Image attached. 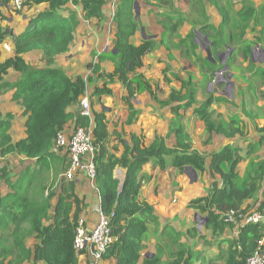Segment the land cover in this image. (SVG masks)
<instances>
[{
    "label": "trees",
    "instance_id": "16d2710c",
    "mask_svg": "<svg viewBox=\"0 0 264 264\" xmlns=\"http://www.w3.org/2000/svg\"><path fill=\"white\" fill-rule=\"evenodd\" d=\"M69 1L80 3L84 18L87 20L100 19L107 2V0H27L21 10L29 18V22L23 30L12 33L0 25V45L7 35L12 37L13 42V51L0 61V93L13 91L11 99L21 105L22 115L26 116V135L12 142L9 129L14 114L0 111V156L22 155L34 159V164L39 166L38 168L26 166L14 180L10 178L5 165L0 168V178L9 188L6 193L0 192V264H19L30 259L45 264H79V255L73 248V240L82 201L75 193L71 180L60 182V190L57 189L56 192L48 190L41 178L40 168L42 166L49 169L50 161L58 158L54 136L68 121H73L74 125L90 127L92 130L96 148L93 158L97 171L95 183L100 193L102 212L108 217L115 237L102 260L113 261V264H138L142 250L150 241L148 225L151 222L159 223V216L153 205L138 196L142 166L152 162L162 169L167 164H172L180 171L186 166H191L200 173L207 170L205 156L192 149L191 137L182 127L179 111L193 107V112L204 121L206 129L210 132L232 136L240 131L239 128L231 127L226 131L221 123L214 124L210 120L211 102L224 101L226 97L218 96L213 99L209 96L196 106V90L190 86V80L184 82L174 73L175 79L181 82V89H185V92L173 89L170 94L171 102L167 103L174 115L170 133H174L176 137L175 147H167L164 137L160 135H155L152 142L145 145L141 136L131 133L129 142L123 140L120 135L117 136L119 144L115 149L116 152L118 149L122 151L116 155L115 149L107 147L108 119L103 109L99 111L92 109L90 115L81 111L74 113L68 109L79 101L87 86L92 84V79L83 75L70 77L60 66L54 65L57 55L69 51L78 24V17L74 11H69L66 16L62 13L69 10ZM136 1L145 2L150 11L151 7L159 5L150 0H115L112 20L116 26V38L111 51L99 54L98 58L99 61L111 60L114 63V70L105 73L101 71L99 61L92 64V71L102 81L101 85L93 86V96L102 97L111 93L110 85L115 77L122 81L126 88L128 104L135 94L150 90L149 81L141 74H137L136 69L142 65V56L154 49V42L147 39L139 45H134L130 41L139 25L134 11ZM159 1L167 8L173 7V0ZM207 1L209 5L219 9L221 22L217 27L206 22L202 29L212 43L213 59L208 56L196 58L213 71L219 60L217 57L219 49L236 43L237 47L242 49L244 59L248 60L246 69L263 81L264 65L256 66L250 58V52L255 42L264 46V4L255 7L251 1H243L241 7L235 10L231 0H223L222 4L219 0ZM10 2L11 0H0V15L1 9L11 12ZM201 4L202 15L206 17L205 4L203 1ZM168 14H164L166 18ZM182 18L180 14L175 23H162L164 31L161 43L168 47L169 37L175 36L179 39L175 43V49L188 45L195 54L198 44L195 41L194 28L185 37L174 34L177 27L175 25L181 22ZM253 21L260 26V30L255 40L250 41L245 36L247 28ZM33 50L41 51L44 66H33L24 60L23 54ZM233 61V58H229L226 65L230 66ZM10 72H15L16 75L12 76ZM136 114V111L131 110L126 123H131ZM246 114L250 116L247 112ZM233 125L234 122L230 121L229 126ZM262 130L263 133L264 126ZM258 137L255 148L264 150V135ZM240 160L239 148L229 144L222 150L212 153L208 168L213 178L215 174L220 176L222 184L218 186L214 181L207 188L205 195L191 200L187 205L188 208L208 218L202 226L210 229L214 237L221 236L228 227L229 223L224 221V213L234 210L237 215L236 222L231 223L237 225V237L226 238L223 241L227 243L226 250H220L217 257L208 259L205 264H245L246 257L258 247L259 240L264 235V227L260 223L243 222L244 216L251 210L249 208L264 207V201L256 202L257 191L264 179V159L259 155L249 157L242 176L236 171ZM222 165L225 166V170ZM117 167L125 170L121 189L120 181L115 176ZM65 168L63 166L62 170ZM54 196L56 203L53 213H50ZM248 201L253 203L250 205ZM46 219L51 221L44 225ZM201 229L193 226L182 231L171 223H165L155 239L154 249L141 258V264H193L192 259L199 257L200 252L194 250L186 239L205 240ZM28 237L35 238L33 246H27ZM261 246L264 250V243ZM6 259L8 260L5 261Z\"/></svg>",
    "mask_w": 264,
    "mask_h": 264
},
{
    "label": "rangeland",
    "instance_id": "374dc122",
    "mask_svg": "<svg viewBox=\"0 0 264 264\" xmlns=\"http://www.w3.org/2000/svg\"><path fill=\"white\" fill-rule=\"evenodd\" d=\"M155 4H159L157 6H153L152 8H154V10H158L161 9L163 11L164 14H168V18H159L160 23L162 24L163 22H167L168 24H172L175 23L178 16L181 14L182 20L181 22H179L177 25V27H175L176 32H174V34H180V36L184 37L191 29L194 28L195 32V40L197 41V44L199 46H201L202 49H196L195 50V57L193 56H189L190 51H189V47L188 45H182L181 47H179V49H177L179 51V54H177V56L174 58L173 62L171 63V60H166V62H164L163 64V69L160 70L159 75L161 77L162 75V80L163 82H161V80H158L156 77V79L154 78H145L144 79L148 80L150 83V90L148 89V91L144 92L146 95V98L143 97V95L137 97V94H135L133 97H131V99L133 100V102L130 104H128L126 101V99L123 97L118 96L115 93V90L113 88H115L116 86H119L118 89H116V91L119 92L120 89L123 88L124 84L122 83V81L119 80V83L114 84V82L110 85V88L112 90L111 93L107 94L106 97V102L108 105L115 103L116 101H123L126 102L125 104H127L128 106V110H133L136 111L137 114L135 115V118L133 119V121H137V125L139 124L140 126L142 125H147L148 127L154 129L153 132V139L155 137V135H160L164 137V142L165 145L169 148H173L175 147L172 146L170 144V141L168 140V138L170 137V135L172 133H170V125L172 123V121L174 120V115H171L172 112L170 111V109L168 108L169 105H167V103H170V94L171 91L173 89L175 90H180L181 89V82L178 79H175V77L173 76V74H177L181 79L184 80V82H188L190 80L191 84L190 86H193V89L196 90V97H195V105H199L201 104L203 101H205L209 96H212V98H216L218 96H223L226 97L228 99V101H216L213 100V102H211V105L209 106V112H210V120L213 121L214 124H222L226 131L230 130L231 128H239L240 131L239 132H235L234 134H232V136H228L226 139L228 141V144L231 146H235L237 148H239V154L240 151L244 150L243 155L241 156V159H246V157H250L252 155L253 150H255V142H252V135L255 132L256 135L258 134H262V127L264 126H260L259 123L256 122L255 119H250V117H246L247 114H250V116L257 114V116H255V118H257L258 122H261V120H264V80L261 81V79L258 76H254L252 73H250L247 69H246V62L241 59V55L239 53H237V55H235L234 51H231L229 54L227 53V49L225 50H221L220 53H223V56L221 59L218 60V62H216V66L215 69L213 71H211L208 67H205L196 57H203L206 56V52L204 50L206 45H210L209 41H206L202 35H204L205 33L202 32V29H204V25L206 24V22L208 23H214L217 24L219 21V13L216 12V10L214 9V7H210L208 4L207 0H173V7H166L163 6L162 3H160L159 0H152ZM204 2L205 4V11H206V17L202 15V4L201 2ZM223 0H219V3L222 4ZM109 4V9L110 12L112 11L113 8V4L111 0H107V2ZM112 6V7H111ZM137 6H139L140 8V2H138ZM11 7V13H9V15L7 13V9L4 11L3 9H1V15H0V25H2L4 28L6 27V29H8L9 32H11V30H13V28L15 29V27L17 26L14 22V18H20L22 16L23 13H21L22 10H16L13 9L12 6ZM108 10V8H107ZM109 11V10H108ZM140 14V13H139ZM3 16V17H1ZM230 28V26H228ZM76 28V27H75ZM189 28V30H188ZM253 31L252 33L255 31V27H253ZM206 32V30H203ZM203 34H202V33ZM76 33V31H75ZM251 37H254L255 35L251 34ZM206 36V35H204ZM152 39V38H151ZM149 39V40H151ZM175 36L174 37H169L168 39V50H169V54L173 53V50H175V42L174 41ZM254 39V38H253ZM209 40V39H208ZM188 42V41H187ZM155 47H156V43L154 42ZM161 45L158 44L157 47ZM234 45H237L236 43H234ZM87 46H91V43L89 42L87 44ZM261 48H264L262 45L257 46L254 45L252 47L253 54H252V60L255 63L256 66L258 65H264V52L261 51ZM1 50H4L2 47L0 48V53L2 52ZM175 50V51H177ZM191 50V49H190ZM6 51V50H5ZM9 53V52H8ZM167 54V55H166ZM95 54L93 52L90 53V59H86V61H81L79 63H73L71 64L69 63H65L67 59L66 55L64 54H60L57 55L55 57V66H60L66 73H68V75L70 77H75L77 75H84L85 77H90L92 79L93 82V78L96 75L93 71H92V60H93V56ZM160 57L166 58L168 56V53H165L164 55H161L159 53ZM143 57V56H142ZM189 57V58H188ZM235 57V58H234ZM23 58L25 61L29 62L30 64H32L33 66H44L45 62L42 59V53L39 50H33V51H29L27 53L23 54ZM229 58H233V62L231 63L232 66H228V70L224 71L223 74L225 75L224 77L220 75V69L221 67H223V65H225L227 63V60ZM98 58H96L97 60ZM213 59V57H212ZM75 60V59H74ZM186 62V63H185ZM184 63V64H183ZM143 64V62H142ZM234 65V66H233ZM107 65H105L106 67ZM236 67V68H235ZM238 68V69H237ZM229 70L231 71V75H228L227 72H229ZM77 72H80L78 74H76ZM236 72V73H234ZM105 73H109V72H105ZM87 74V75H86ZM10 75L14 76L16 75L15 72H10ZM130 76H132V73L130 74ZM106 78V77H104ZM251 80L253 81V84H251V86H255L256 90L255 93L252 94L250 90L245 89L247 86V82H251ZM115 81V80H114ZM163 83V84H162ZM100 85L102 84V81H100L99 83ZM125 88V87H124ZM182 92H185V89L182 88L181 89ZM86 97L87 101L89 103L90 106V110H92L93 107V103L94 100L97 99L96 96L92 95V90H91V86L88 85L86 90L84 91V93L81 95V97L79 98V101L73 105L75 107V110L81 111L79 108V104H80V100L82 97ZM94 97V98H93ZM137 98V99H136ZM130 99V100H131ZM134 99L135 103L137 100H141L144 104L143 109H140L137 105L134 106ZM104 106L105 105V99H103V101H101ZM124 104V103H123ZM131 105V107L129 108V106ZM72 107V106H71ZM111 107V106H109ZM113 107V106H112ZM106 108V107H104ZM193 109V107H192ZM182 111L184 110H180L179 113L181 114V124H182V119L184 117ZM236 113H239L241 115H243L244 117H246L247 119V129L245 128L244 125V120L240 119L239 121L237 120H231L234 122L235 125L233 126H229V120L228 118L230 116H232V118L237 119L238 117L236 116ZM112 113L110 116V119L112 120L110 125H109V135L107 137V147L110 148L111 150L115 149L116 146H118V140H117V136L120 135L121 138H123V140L129 142V136H130V132L131 131H125L124 127L122 126H118V123L116 125H114V120L115 118L113 117ZM197 120H200L201 124L204 125V131L203 132H207L208 137L205 136L204 138V133H201V139L204 142L210 143L214 140V144H218L216 150L218 148H220L218 151L222 150L223 147L225 145H223L222 143H220L219 139L215 138L216 136H220V135H224L222 133H217L215 131H208L205 127V123L202 119H200L199 116H197ZM221 119V121H220ZM197 122V121H196ZM241 122H243V124L241 125ZM144 125V126H145ZM244 125V126H243ZM117 126L119 128V130L117 129ZM164 127L166 126L167 128V133L165 135H161L160 132L158 131V133L156 132V130H158V128L160 127ZM184 126V125H183ZM182 126V127H183ZM243 126V127H242ZM116 127V130H118V132L116 133L113 129ZM121 127V128H120ZM201 127H200V131H201ZM72 130V127L69 131ZM196 130V129H195ZM130 133V134H129ZM139 135V134H138ZM264 135V134H263ZM139 136H141L143 139L145 138V136L141 133ZM232 137V138H230ZM197 138V137H196ZM215 138V139H214ZM227 145V144H226ZM192 146V143H191ZM193 147V146H192ZM215 148V146L213 147ZM194 149V148H192ZM196 150V149H194ZM116 151V149H115ZM198 151V150H197ZM218 151H213V152H203V153H199L205 156V164H206V160L209 158L211 161V154L214 152H218ZM118 153V152H116ZM261 153V152H259ZM57 154L58 158L61 160V162H59V160L56 158L55 160L50 161V165H49V169H46L44 167H40L42 172H41V178L45 181L46 186L48 188V190H56L58 189L60 182L64 181V179L62 178V171H64L65 169L62 170V167L67 166V157L65 155V153L62 150H57ZM10 155L13 154H9L6 157H3L4 159H2L3 162L6 161V164L9 165L11 164L12 166L15 165H20V162L22 163V161L20 160H13L11 157H9ZM63 163V165H62ZM5 165V167L7 168L8 166ZM23 167V166H22ZM39 166L34 165V168H38ZM188 166L184 167L181 171H179V173H186V177L187 180H191L192 182H196V181H200L202 180V178L204 176L207 175L206 171H204L203 173H200V171L194 169L196 171V178H195V173L193 172V175H191V173H187L190 172V170H192L190 168V170L187 169ZM117 172L116 175L119 177V179H122L124 176V172L120 167H117ZM9 173V172H8ZM61 173V174H60ZM9 176L13 177V172L9 174ZM67 181V180H65ZM179 187H181L180 185H178ZM142 189H143V183H141V188L139 190V195L140 197H144V195L142 194ZM178 188L176 187V190ZM150 190V189H149ZM148 189H146L143 192L148 193L149 192ZM206 190V189H203ZM141 192V195H140ZM207 190L205 191L206 194ZM204 194V195H205ZM175 196V197H174ZM139 197V198H140ZM177 196L175 194L172 195L171 201L175 200V203L177 202L176 198ZM199 197V196H198ZM145 198V197H144ZM197 198V197H196ZM141 199V198H140ZM195 199V198H194ZM193 200V199H192ZM264 201V200H262ZM253 202H249V204L251 205ZM55 205V201L52 202V208ZM257 205V203H256ZM253 210L255 209L254 207L249 208V210ZM248 210V211H249ZM171 212V210H170ZM180 212V211H178ZM183 213L180 214V217L176 218L181 220V218L183 217L182 215ZM171 215L173 214H169L168 215V219L167 220H159L158 224H154V223H150L147 227L149 236H150V241H148L146 243L145 248L142 250L143 254H148V251H152L154 249V242L155 239H157V237L159 236V232L161 230V228L163 227V225L165 223H170V221L175 222V218L174 216L172 217ZM50 216V215H49ZM49 221V219L45 220V224H47ZM44 224V225H45ZM197 221H193L192 217H191V221L189 223V225L187 226V228L183 231H186L190 228H192L193 226L197 227ZM202 232H203V236L204 239H200L199 238H195V239H186L187 242L190 243V245L193 247L194 250H197L200 252L199 257H195L193 259L194 263L199 264V262H201L204 258H215L217 257L218 253L220 252V250H226L227 248V243L223 242L226 238H232L235 239L237 237V225H232L231 223L228 224V227L226 229V231L219 237H214V235H212L210 233V231L208 229H203V226L201 227ZM206 230H208V232H206ZM32 239L31 238H27L26 243L27 246H31L32 245ZM1 246V245H0ZM104 262H106L104 260ZM29 263L28 260H24L22 262H20L19 264H27ZM30 264V263H29Z\"/></svg>",
    "mask_w": 264,
    "mask_h": 264
},
{
    "label": "crops",
    "instance_id": "0c3cea01",
    "mask_svg": "<svg viewBox=\"0 0 264 264\" xmlns=\"http://www.w3.org/2000/svg\"><path fill=\"white\" fill-rule=\"evenodd\" d=\"M111 1L113 4L112 11L110 12L109 4L106 3L102 9V13H103L102 17L98 20H95V19L87 20V19H85L84 15H83L84 12L82 11L80 3L75 4L72 1H69V3H68V7H69L68 9L69 10L63 11L62 13L66 16V15H68L69 11H74L78 17V24L76 25V28H75L76 33H75L73 42L70 45V49L67 53L64 54V55H66L67 59H69V60H66L65 63L70 62L71 64H73L75 62L79 63L81 61L82 62L86 61V59L87 60L90 59V53L91 52H93L95 54L93 56V60H92L93 61L92 63H94L96 61H99L98 59L96 60V58H99V54H104V53L111 51V48L113 47L114 39L116 38V36H115L116 26L112 20L114 10H115V0H111ZM150 1H152V0H150ZM231 1L234 4L235 10H238L241 7V2H243V1H251L255 7H259L260 5L264 4V0H231ZM137 4H138V1H137ZM209 6L214 7L216 12H218L220 15V11L216 6H213V5H209ZM107 8L109 11L107 10ZM138 8H139V6H138ZM150 10L151 9L147 6V4L145 2H140V8H139L140 14L138 13V20H139L138 29L136 30L134 35H132V37H130V41L134 45H139L144 40L152 38L151 40L156 43V47H154V49H152L151 51H149L148 53H146L142 57L143 64L139 68L136 69V73L141 74L143 77L148 78V79L150 77L154 78V79H156V77H158L157 79L161 80V82H163V80L161 78L162 75H161V77L159 75L160 70H162L164 67L163 63L166 62V60H171V63H174L173 60L177 56V54H179V51L177 49H175L177 51L173 50V53L169 54L168 47H166L164 44L161 43V37L163 35L162 33H163L164 29H163V25L160 23V21H162V20H159L158 17H160V18H166V17L164 15L163 11L159 8H158V10H154V8H152V11H150ZM9 13H11V12H9L7 10L6 15L7 14L9 15ZM219 18L220 19H219L217 24L213 23V25L215 27H217L220 24L221 15ZM14 22L17 26L15 27V29L13 28V30H11V31H12V33H19L21 30L24 29L25 26H27V24L29 22V18L26 17L24 14H22V16L20 18H14ZM253 27H255V31L252 33V31L254 30ZM188 30H189V28H188ZM259 30H260V26H258L255 23V21H253L251 23V25L247 28V34H246L245 38L250 40V41L255 40V38L259 34ZM250 33L255 35V36L251 37ZM203 36L204 35H202V37ZM4 40L9 41V43L11 44L12 50L9 51V53L5 50H1L2 52L0 53V61H3L13 51V42L11 40L7 39V37ZM178 40H179L178 38L174 39V41H176V42H178ZM206 41H209V43H210L209 46H210V50H211L212 49L211 41L208 40V38ZM89 42L91 43V46H87V44ZM196 43H197V41H196ZM158 44H161V45H159L157 47ZM256 44H257V46L262 45L259 42L254 43V45H256ZM154 46H155V44H154ZM199 48L202 49L201 46L198 45V48H196V49H199ZM224 49L225 50L227 49L226 54H229L231 51H234L235 55H237V53H239L241 55V59H243L246 62V66H247L248 60L244 59V57L242 55V51H241L242 49L241 48L239 49L237 47V45H227L224 48H220L219 51L224 50ZM261 49H264V48H261ZM189 51H190L189 56L195 57L196 54H194L190 50V48H189ZM253 51L254 50L251 49V52H250V58L251 59H252ZM159 53L161 55L168 53L167 59L160 57ZM218 54H223V53L218 52L217 57H218ZM218 59H219V57H218ZM99 64H100V69L102 72H113V70H114V63L109 59L100 60ZM105 65H107V66L105 67ZM230 66H232V64H230ZM230 66H229V68H230ZM229 72L231 74L230 70H229ZM78 73H80V72H77L76 74H78ZM234 73H236V72H234ZM132 75H133V73H132ZM93 79L94 80H93L92 84L90 85L92 91H93V86L95 84L100 85L99 83L101 81V78L97 77V74L94 76ZM116 83H119V79L117 77H115V81H114V84H116ZM251 84H253L252 80H251V82H247V86L245 89L250 90L251 93L254 94L256 88H255V86L253 88V86H251ZM118 88H119V86H116V85H115V88H113L115 90V93L120 97L124 96V98L126 99V94H127L126 88H124V86H123V88L120 89L119 92L116 91V89H118ZM12 93H13V91H6V92L0 93V111L2 113L11 112L14 114V117L11 120V126L9 129V133H10L12 142H15L18 139L23 138L26 135V133H25V131H26V127H25L26 116L22 115L21 105L11 99ZM141 95H143V97L146 98V95L144 92L138 93L137 97H139ZM103 99H105V105H107V106H104V104H103L104 102L103 103L101 102V101H103ZM106 99H107L106 95H103L102 97H97V99H95L94 103L92 104L93 105L92 109L98 110V111L103 109L106 112V117L108 119V130L110 129L109 125L112 121L110 119V117H111L110 115L112 113H114L113 114V117L115 118L114 125H116L118 123V126L124 127L125 131H131L130 133H135L137 135L138 134L140 135L142 133L145 136V138H144L145 145H149L153 140L154 129L148 127L145 124H144L145 126L144 125L140 126L139 124L137 125V123H136L137 121L136 122L132 121L129 124L126 123L128 113L130 112V110H128L127 104H125L126 102L116 101L115 103L108 105L106 102ZM136 99H134V106L137 105L140 109H143L144 104L142 102V99L137 100L135 103ZM224 101H228V99H226ZM132 102H133V100L131 99V103ZM71 106L68 108L71 112H74V113L79 112L78 110H75V107L73 105H71ZM109 106H111V107H109ZM104 107H106V108H104ZM182 113L184 115V117L182 119V126L184 125L183 126L184 130L187 131L191 137V143L193 146L192 148L198 150L200 153H203V152H208V153L210 152L211 153L213 151H218L220 148H218L217 150H216V148H217L219 143L214 144L213 143L214 140L210 143L202 141L201 133L204 131V125L201 124L200 120H197L198 117L193 112L192 107L186 109L185 111H182ZM236 116L238 117L237 119H234V118H232V116H230L228 118L229 122L231 120L239 121L240 119H243L246 129H247L246 124L248 123L246 120L247 119L246 117H248V118L250 117V119H252V120L255 119L256 122L260 124V126H263V124H264V120H261V122L257 121L258 119L255 118V116H257V114H254L253 116L247 115L246 117H244L243 115L236 113ZM220 121H221V119H220ZM242 124H243V122H241V125ZM74 126H75L74 122L70 120L65 124L63 130L69 131L71 129V127L73 128ZM118 126H117V129L119 130ZM200 127L202 128L201 131H200ZM113 130L116 133L118 132V130H116V127ZM166 130H167L166 126H164V127L162 126V127L158 128V130H156V132L158 133V131H159L161 135H165L167 133ZM203 133H204V138H205V136L208 137L207 132H203ZM262 134H264V132ZM259 135L260 134L256 135L254 132L252 135V137H253L252 142L254 141L255 143H257ZM227 137H228L227 135H223V136L220 135L219 137L216 136L215 138L219 139L220 143H222L223 145H226V144H228V141L226 139ZM230 138H232V137H230ZM168 140L170 141L171 147L176 145V137H175L174 133H172L170 135ZM214 146H215V148H213ZM121 151H122V149H118V151H117L118 153H116V151H115V154L119 155L121 153ZM243 152H244V150L240 151L241 156L243 155ZM253 152L254 153H252V155L250 157L255 156V155H259V156H261V158L264 159V150L262 148H260V149L255 148V150H253ZM259 152H261V153H259ZM57 155H59V154H57ZM9 157H11L13 160L16 159V160L22 161V163L20 162V165H15V166H12L11 164L7 165L6 161L5 162L2 161V159H4V158L2 156H0V168L4 165H7L8 166L7 171L9 172V174L13 172V177L10 176V178H12V180H14L18 176V174L22 170H24V168L26 166L30 165L31 168H33L35 165L34 159H32V158H26V157H24L22 155H18V154H13V155H10ZM57 159L59 160V162H61V160L59 158H57ZM248 159H249V157H246V159H241L236 166V171L240 176H242L244 174ZM209 164H210V159L208 158L206 160V165H207L206 173H207V175L204 176L202 178V180L196 181V182H192L191 180L188 181L187 178H185L186 173L185 174L179 173L178 169L176 167H174L172 164H167L166 167L163 169L157 165H154L152 162H147L142 166V170L140 172L139 177L141 179V183H143V189H144V191L146 189H148V190L150 189L148 193L143 192V189H142V194L144 195L145 199L150 204L153 205L155 212L159 216V220H161V219L167 220L168 215L171 213V214H173L171 216L172 217L174 216L175 221L176 220L177 221H176V223L175 222L172 223V221H170V223L182 231L185 230L187 228V226L189 225V223L191 221V217H192V220L195 222L194 213L196 211L188 208L187 207L188 203L191 202L192 199H194L198 196L204 195L207 188H209L214 181L217 182L218 186H221V184H222L221 178L218 174H215V178L212 177L210 170L208 168ZM62 165H63V163H62ZM222 168L225 170L224 165H222ZM122 170L124 172L123 174L125 175V170L124 169H122ZM188 170H190V169H188ZM116 172H117V170H115V176L119 179V177L116 175ZM187 173H191V175H193L192 170H190V172H187ZM123 178H124V176H123ZM123 178L119 179V181L123 180ZM71 181H73V183H74L75 193L77 194L79 199L82 201L81 211H80L78 217L83 216L85 219V225L87 227H89L97 219V214L94 211V206L99 202V200H98L99 193L96 189L90 187L89 181H88L84 172H77L75 174L74 178L71 179ZM178 185H180L181 187H179ZM176 187L178 188L177 190H176ZM203 189H206V190H203ZM8 190H9L8 185H6L2 181V179L0 178V192L6 193ZM58 190H60L59 187H58ZM57 192H59V191H57ZM173 194H175L177 196L176 198H178L176 203H175V200L171 201ZM140 195H141V192H140ZM144 197H140V198H144ZM262 200H264V179L262 180L261 186L259 187V189L257 191L256 202L259 203ZM52 201H55V203H56V196H54L52 198ZM248 202H251V201H248ZM53 208H51L50 213H53ZM170 210H171V212H170ZM178 211H180V212H178ZM181 213H183L182 214L183 217L181 218V220L176 219V218L180 217ZM200 215L205 216L204 214H200ZM50 221H51V219H49L47 224H49ZM44 224H45V220H44ZM47 224H45V225H47ZM203 229L205 230L208 228H203ZM226 229L224 230V232L226 231ZM208 230L212 234L211 230L210 229H208ZM208 230H206V232H208ZM31 239L33 241L31 246H33V244L36 242V240L34 237H31ZM151 252H152L151 250L148 251V253H151ZM146 254H143L141 252V256H142L141 258H143ZM141 258L138 261V264H141V262H142ZM211 258L212 257L204 258L201 262H199V264H205L207 262V260L211 259ZM193 259H192L193 264H196V263H194ZM7 260L8 259H6L5 261H7ZM28 261L30 264H45L44 262H36L33 259H30ZM105 261L106 262H104V260H102V261H100L99 264H113V261H110V260H105ZM29 263H27V264H29ZM79 264H85V259L79 258Z\"/></svg>",
    "mask_w": 264,
    "mask_h": 264
},
{
    "label": "built area",
    "instance_id": "2783aa9c",
    "mask_svg": "<svg viewBox=\"0 0 264 264\" xmlns=\"http://www.w3.org/2000/svg\"><path fill=\"white\" fill-rule=\"evenodd\" d=\"M27 0H11L10 5L13 9L21 10L24 2ZM12 41L11 36H6ZM7 52L12 50L9 41L4 40L0 48ZM79 108L82 113L90 115V106L87 98L84 96L80 100ZM55 150H62L67 157V167L62 171L64 180H71L77 172H84L91 188L99 190L95 183L97 175L94 164L95 145L91 128L81 125H75L71 131L59 130L54 136ZM99 202L94 206L97 214L95 222L87 227L83 216H79L75 228L73 248L79 255V258L85 259V263L99 264L108 247L114 242L115 237L112 234L108 217L102 212L100 193ZM224 221L228 223L236 222V212L230 210L223 214ZM242 216V215H240ZM245 223H260L264 227V207L262 209L250 210L248 215L244 216ZM264 235L259 240L258 247L246 257L245 264H264Z\"/></svg>",
    "mask_w": 264,
    "mask_h": 264
},
{
    "label": "water",
    "instance_id": "95a60500",
    "mask_svg": "<svg viewBox=\"0 0 264 264\" xmlns=\"http://www.w3.org/2000/svg\"><path fill=\"white\" fill-rule=\"evenodd\" d=\"M134 11H135V18H137V17H138V13H139V8H138V6H137V1L134 3ZM203 37H204L205 40H207V37H206V36H203ZM204 50H205V52H206V55H207L210 59H212V53H211V50H210V46H209V45H206L205 48H204ZM261 51L264 52V49H261ZM113 52H115V51H113ZM222 56H223V54H218L219 59H221ZM226 70H228V66L225 64V65H223V67H221V69H220V75L224 77L225 75L223 74V72L226 71ZM227 73H228V75H231L230 72H227ZM190 168H191L192 171L195 173V178H196V171H195L191 166H188L187 169H190ZM122 181H123V180L120 181L119 189H121V187H122ZM194 219H195V221H197V224H198V225H197V228H198V230H200L201 227H202V225H204V223H206L207 220H208V218H207L206 216H201V215H200L199 213H197V212L194 213Z\"/></svg>",
    "mask_w": 264,
    "mask_h": 264
}]
</instances>
